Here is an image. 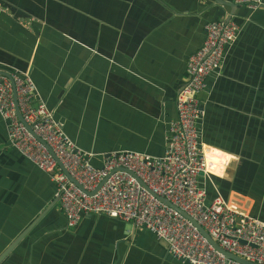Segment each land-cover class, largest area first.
<instances>
[{"label":"crops","instance_id":"obj_1","mask_svg":"<svg viewBox=\"0 0 264 264\" xmlns=\"http://www.w3.org/2000/svg\"><path fill=\"white\" fill-rule=\"evenodd\" d=\"M232 13L239 38L199 97L201 143L216 178L201 181L213 185L209 197L260 218L264 9L215 0H0V69L29 70L38 99L95 166L115 150L161 156L187 59L205 24ZM55 197L51 176L9 146L0 118V254ZM0 264L179 263L151 233L104 215L68 227L57 202Z\"/></svg>","mask_w":264,"mask_h":264},{"label":"built area","instance_id":"obj_2","mask_svg":"<svg viewBox=\"0 0 264 264\" xmlns=\"http://www.w3.org/2000/svg\"><path fill=\"white\" fill-rule=\"evenodd\" d=\"M233 4L256 10L263 2L233 0ZM240 32L241 26L232 20L205 24L203 43L188 57L184 83L174 97L176 119L168 123L161 156L115 150L103 155L100 166L92 163L93 153L83 151L66 135L55 120V109L38 99L28 70L0 69L10 75H0V118L8 144L51 176L68 227L83 216L104 215L151 233L179 264H241L217 252L186 217L158 196L191 217L225 252L264 264V221L233 211L220 194L208 199L200 180L215 177L207 170V149L201 143L200 123L205 112L199 97L208 88V78L221 69L225 49L238 40ZM12 85L23 122L15 110Z\"/></svg>","mask_w":264,"mask_h":264},{"label":"water","instance_id":"obj_3","mask_svg":"<svg viewBox=\"0 0 264 264\" xmlns=\"http://www.w3.org/2000/svg\"><path fill=\"white\" fill-rule=\"evenodd\" d=\"M216 3L220 6H226V7H229L231 9H234L235 7H237L235 4H232V3H228L226 1H222V0H215ZM260 9H264V5L262 4L260 6ZM233 15L230 14V16L226 19V22H228L231 18V16ZM28 70V69H27ZM29 72V70H28ZM30 74V72H29ZM0 75H3V76H6L7 78H10V75L4 71H1L0 70ZM13 86V90H12V95H13V100H14V104H15V110H16V113H17V116H18V119L20 122H23L22 120V117L19 113V110H18V106H17V102H16V91H15V88H14V85ZM26 129L29 130L31 133L32 131L30 130V128L25 125ZM34 135V134H33ZM36 137V135H34ZM37 138V137H36ZM39 139V138H38ZM41 141V140H40ZM47 149L49 150V152L51 153V150L47 147ZM54 157V156H53ZM55 158V157H54ZM57 161V160H56ZM57 165L61 168L62 172L68 177V179L73 182L74 184L77 185V183H75V181H73V179L67 174V172L63 169V167L61 166V164L59 163V161H57ZM133 175V174H132ZM142 186L143 184L141 183V181L139 179H136ZM105 180H102L98 186L96 187L95 191L97 189H99L101 187V185L103 184ZM220 181V180H219ZM78 186V185H77ZM79 187V186H78ZM92 194V193H90ZM157 198L165 203L166 205L170 206L171 208H173L174 210L178 211L180 214H182L184 217H186L191 223L192 225L204 236V238L208 241V243L217 251L219 252L220 254H222L226 259H231V260H234V261H237L241 264H254V263H250L244 259H241L235 255H232L230 253H227L225 252L224 250H222L221 248H219L216 243L210 238V236L206 233V231L200 226L198 225L191 217H189L188 215H186L184 212H182L181 210H179L177 207H175L174 205H172L170 202H168L167 200H165L164 198L162 197H158ZM59 200V196L56 195L54 201L50 204L49 207L45 208L32 222H30V224L24 228L17 237H15L13 239V241L10 243V245L0 254V263L7 257V256H10V254L13 252V250L19 245V243L23 240V238L37 225V223L43 218V216L45 215V213L55 204L57 203ZM135 229V228H134Z\"/></svg>","mask_w":264,"mask_h":264},{"label":"rangeland","instance_id":"obj_4","mask_svg":"<svg viewBox=\"0 0 264 264\" xmlns=\"http://www.w3.org/2000/svg\"><path fill=\"white\" fill-rule=\"evenodd\" d=\"M14 69V68H13ZM10 70H12V69H10ZM9 70V71H10ZM7 71V70H6ZM205 187L207 188L208 187V184H205ZM209 193H210V191H209ZM256 214H258V216L260 217V218H262L261 216H263V214H264V208L262 209V208H260V207H258L257 209H256Z\"/></svg>","mask_w":264,"mask_h":264},{"label":"clouds","instance_id":"obj_5","mask_svg":"<svg viewBox=\"0 0 264 264\" xmlns=\"http://www.w3.org/2000/svg\"><path fill=\"white\" fill-rule=\"evenodd\" d=\"M229 167V166H228ZM226 174H228V170L226 171ZM228 177V176H227ZM214 179H216V178H212V181L214 180ZM201 180V179H200ZM206 184H208V185H212V184H210V183H206ZM213 186V185H212ZM205 187V186H204ZM206 188V187H205ZM206 191H207V195H208V199H211V198H213L214 196H215V194L213 195V196H211V197H209V193H208V190H207V188H206ZM218 194V193H217ZM222 196V195H221ZM223 197V196H222ZM225 199V198H224ZM228 200V199H227Z\"/></svg>","mask_w":264,"mask_h":264},{"label":"bare ground","instance_id":"obj_6","mask_svg":"<svg viewBox=\"0 0 264 264\" xmlns=\"http://www.w3.org/2000/svg\"><path fill=\"white\" fill-rule=\"evenodd\" d=\"M229 207H230V206H229ZM230 209H232L233 211H235V212H237V213H239V214L246 215V214H244V213H242V212H240V211L234 210V209L231 208V207H230Z\"/></svg>","mask_w":264,"mask_h":264}]
</instances>
